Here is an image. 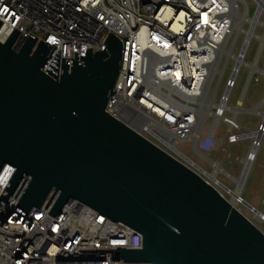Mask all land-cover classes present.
Here are the masks:
<instances>
[{"label":"water","instance_id":"water-1","mask_svg":"<svg viewBox=\"0 0 264 264\" xmlns=\"http://www.w3.org/2000/svg\"><path fill=\"white\" fill-rule=\"evenodd\" d=\"M20 32L0 40V170L7 162L17 168L0 199L27 174L15 207L27 215L47 202L55 216L78 199L143 235L142 248L83 252H116L131 263L264 264V232L252 220L106 110L122 62L118 36L110 32L103 50L88 47L80 61L78 45L71 66L67 57L60 65L59 50L45 71L57 43L37 44L30 33L17 46Z\"/></svg>","mask_w":264,"mask_h":264},{"label":"built area","instance_id":"built-area-1","mask_svg":"<svg viewBox=\"0 0 264 264\" xmlns=\"http://www.w3.org/2000/svg\"><path fill=\"white\" fill-rule=\"evenodd\" d=\"M228 1L0 0V32L7 34V40L14 29L20 30L17 46L30 33L38 37L37 44L41 39L57 43L45 71L59 50L60 65L67 57L71 66L78 45L80 61L88 47L103 50L108 35L114 33L123 43L122 62L106 110L210 182L179 145L189 141L192 148L212 147L220 122L227 125L222 136L227 145L244 138L243 126L227 110L241 69L248 65V49L241 60L244 41L236 51L240 33L232 42L233 30L228 36L233 22ZM243 1L235 2L240 11ZM195 5H203L217 27L204 24ZM212 35L221 41L213 42ZM254 72L250 71L248 85ZM212 116L219 119L203 137ZM16 169L9 162L2 166L0 196ZM30 178L24 174L8 200L0 199V264H149L126 262L116 252L81 251L142 248L143 235L78 199L70 200L55 216L49 214L53 203L34 207L28 215L15 208Z\"/></svg>","mask_w":264,"mask_h":264},{"label":"rangeland","instance_id":"rangeland-1","mask_svg":"<svg viewBox=\"0 0 264 264\" xmlns=\"http://www.w3.org/2000/svg\"><path fill=\"white\" fill-rule=\"evenodd\" d=\"M257 5V0H244L241 4V13L236 18V21L242 24L245 32L237 29H233L232 31L231 42L240 33L236 51L241 49L243 41L246 38V32L248 34V31L251 30L252 25L249 19L254 15ZM261 21H264V12L261 14ZM255 26L252 32L253 39L250 45H248L246 61L253 63L256 60L258 70L254 72L252 81L248 85L247 81L251 70L247 64V66L243 65L238 76L237 86L232 92L229 103L230 109L227 110L229 116L236 115L240 124L248 131L259 129L264 122V24L256 23ZM234 63L233 60L229 65L227 73H230ZM256 76L259 78V81ZM223 87L222 85L221 89ZM241 95L244 97L242 101H239ZM240 102L242 103L241 105H239ZM232 107H235V110ZM214 121V116L207 120L205 131L202 134L203 137H205ZM226 126L224 122L219 123L217 143L208 149L192 148V144L189 141L180 143L179 147L206 171L211 173L217 171L218 181H215L210 176H208V179L232 202V190L238 188V179L243 174L245 159L251 155L250 152L253 148L254 138L246 136L238 142L228 145L225 143V145L221 139ZM224 149L228 150V154L223 155ZM238 200L240 202L235 206L264 232V220L257 219L253 210L245 203H250L264 214V136H261V144Z\"/></svg>","mask_w":264,"mask_h":264},{"label":"bare ground","instance_id":"bare-ground-1","mask_svg":"<svg viewBox=\"0 0 264 264\" xmlns=\"http://www.w3.org/2000/svg\"><path fill=\"white\" fill-rule=\"evenodd\" d=\"M229 2V13H230V15H231V17H232V19H233V22H232V27H231V29H230V31H229V33H228V36L230 35V33H231V31L233 30V29H237V30H240V31H244L245 32V30H244V27L242 26V24H240V23H238L236 20V18L237 17H239V15H240V13H241V11H240V9L238 8V7H236V5H235V2H236V0H229L228 1ZM257 2H258V5H257V8H256V10H255V13H254V15L252 16V17H250V22H251V25H252V27H251V30L250 31H248V34H247V32H246V38H245V40H244V45H243V50H242V53H241V60H242V56H244L245 55V53H246V51H247V49H248V45H250V43H251V40L253 39V37H252V32H253V28L254 27H256L255 26V24L256 23H263L264 24V21H261V14L264 12V0H257ZM195 8H196V10L201 14V16H202V19H203V22H204V24H207V25H209V27H211V26H213V27H211V28H214V27H217V23H216V21L215 20H213L212 18H211V16H210V13L208 12V10L207 9H205L204 8V6L203 5H195L194 6ZM182 16L184 15V13H182L181 14ZM247 35H248V38H247ZM214 35H212V37H213ZM227 36V37H228ZM252 37V38H251ZM6 38H7V34L6 33H4L3 31H1L0 32V40H2V41H5L6 40ZM264 38V37H263ZM262 38V39H263ZM212 40H213V42H215V43H219L220 41H221V39L219 38V37H213L212 38ZM226 40H227V38L225 37V39H224V43L226 42ZM224 49V48H223ZM241 60L239 61V62H241ZM256 61V60H255ZM253 62V63H248V65L250 66V68H251V72L253 73L254 71H256V70H258V65H257V63L256 62ZM242 101V99H239V101ZM242 103L240 102V104L239 105H241ZM232 109H234L235 110V107H232ZM208 112H206V114H207ZM204 114L203 115H201L200 116V118L198 119V122H200V123H202L203 121H204ZM218 119H219V116H216V120H215V122H217L218 121ZM243 130V132H242V137H246V136H249V137H253L254 138V142H253V145H252V150H251V155L249 156V157H247V159H245V167H244V169H243V174H242V176L238 179V188L236 189V190H232V195H233V201H232V204H234V205H236L238 202H240L239 200H238V197H239V195H240V192H241V190L243 189V187H244V184H245V181H246V179H247V176H248V173H249V171H250V169H251V165H252V163H253V161H254V159H255V156H256V153H257V150H258V148H259V146H260V144H261V136L264 134V127H262V128H259V129H257V130H246V129H242ZM222 140V142L225 144V142H226V140H224V139H221ZM226 145V144H225ZM225 154H228V150H226V149H224L223 150V155H225ZM202 168V170L208 175V176H210V177H212L215 181H218V177H217V171L216 172H214V173H211V172H208V171H206L203 167H201ZM218 168L220 169V167L218 166ZM246 203V202H245ZM247 204V203H246ZM250 209H252L253 210V212H254V215H255V217L257 218V219H259V220H264V218H263V216H262V214H260V211L259 210H257V209H253L252 208V206H250ZM264 215V214H263Z\"/></svg>","mask_w":264,"mask_h":264}]
</instances>
